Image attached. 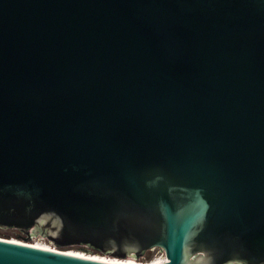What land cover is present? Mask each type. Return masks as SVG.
I'll list each match as a JSON object with an SVG mask.
<instances>
[{
	"label": "water",
	"instance_id": "obj_1",
	"mask_svg": "<svg viewBox=\"0 0 264 264\" xmlns=\"http://www.w3.org/2000/svg\"><path fill=\"white\" fill-rule=\"evenodd\" d=\"M0 228L58 248L0 264H264V0H0Z\"/></svg>",
	"mask_w": 264,
	"mask_h": 264
},
{
	"label": "rangeland",
	"instance_id": "obj_2",
	"mask_svg": "<svg viewBox=\"0 0 264 264\" xmlns=\"http://www.w3.org/2000/svg\"><path fill=\"white\" fill-rule=\"evenodd\" d=\"M0 238H5V239H13V240H17V241H21L27 244H34L37 245L27 234H25L24 232L20 231L19 229H5V228H0ZM56 249H58L57 247H55ZM70 250H76L74 249H70ZM157 257H160V255H158ZM157 257H155L154 261H156ZM152 260H148V259H135L134 261L135 264H146Z\"/></svg>",
	"mask_w": 264,
	"mask_h": 264
},
{
	"label": "bare ground",
	"instance_id": "obj_3",
	"mask_svg": "<svg viewBox=\"0 0 264 264\" xmlns=\"http://www.w3.org/2000/svg\"><path fill=\"white\" fill-rule=\"evenodd\" d=\"M1 239H5V238H1ZM8 240H11V241H13V242H16V243H24V242H21V241H15V240H13V239H8ZM31 245H33V246H35V247H41V248H45V247H42V246H39V245H34V244H31ZM45 249H54L55 250V248H45ZM73 253L74 252H77V251H72ZM104 260H108V258H103ZM113 261H115V260H113ZM163 261H164V259H163V257L162 256H160V257H157V259H156V261H154V260H152V261H150V262H148V263H146V264H163ZM135 262L136 261H126V262H124V263H127V264H135ZM138 264V263H137Z\"/></svg>",
	"mask_w": 264,
	"mask_h": 264
},
{
	"label": "trees",
	"instance_id": "obj_4",
	"mask_svg": "<svg viewBox=\"0 0 264 264\" xmlns=\"http://www.w3.org/2000/svg\"><path fill=\"white\" fill-rule=\"evenodd\" d=\"M20 231L24 232L23 230H20Z\"/></svg>",
	"mask_w": 264,
	"mask_h": 264
}]
</instances>
